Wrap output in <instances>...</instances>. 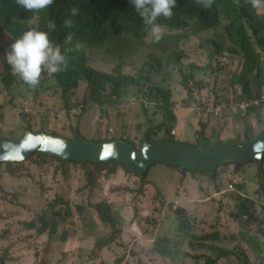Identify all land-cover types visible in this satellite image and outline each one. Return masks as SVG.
I'll return each mask as SVG.
<instances>
[{"label": "rangeland", "instance_id": "374dc122", "mask_svg": "<svg viewBox=\"0 0 264 264\" xmlns=\"http://www.w3.org/2000/svg\"><path fill=\"white\" fill-rule=\"evenodd\" d=\"M247 11L263 61L253 99L234 84L242 55L233 51L225 22L208 28L190 18L185 30L163 26L159 42L150 35L137 42L127 32L101 49L80 39L65 43L79 76L90 67L138 80L120 97L103 95V104L87 102L84 80L65 90L46 71L31 90L15 75L8 89L0 83V140L14 141L29 129L66 139L75 133L95 142L122 139L136 148L147 132L152 142L192 147L202 139L253 140L264 133V49L256 43L264 39V8L249 4ZM42 21L34 16L27 25ZM11 37L0 29V75ZM169 109L174 123L167 121ZM159 164L144 177L123 168L125 181L110 176L120 166L115 162L97 166L36 152L22 163L1 164L3 264H264V156L225 163L214 177ZM171 169L187 179L171 177ZM100 202L112 206L115 225L101 220L94 208ZM243 202L251 218L242 214ZM221 250L229 253L220 257Z\"/></svg>", "mask_w": 264, "mask_h": 264}, {"label": "trees", "instance_id": "16d2710c", "mask_svg": "<svg viewBox=\"0 0 264 264\" xmlns=\"http://www.w3.org/2000/svg\"><path fill=\"white\" fill-rule=\"evenodd\" d=\"M249 4L246 0H238V3L237 0H214L212 6L206 9L198 5L196 0H176V7L173 9L172 18L165 19L161 17L158 23L171 29L185 30L191 26L190 18H196L208 28L225 22L224 33L234 47L233 51L242 55V68L239 74L235 76L234 84L241 86L242 92L249 99H253V84H256L258 89L262 87L261 76L263 73V61L261 54L256 51L252 42V34L250 33L252 26H248L247 18L250 14L247 11V6ZM72 7L79 9L77 16H71L70 9ZM34 16H41L44 18V21L38 23L36 26L27 25V20ZM68 17L73 20L74 26L71 29L62 28L61 24L63 20ZM49 21H55L57 25L56 30L50 33V39L60 45L62 54L68 60V68L66 71L52 75L65 90L76 87L78 81L82 79L87 83L89 92L87 102L103 104V95L111 93L116 97H120L126 93L125 89L127 87L138 82L133 76H124L120 73L99 72L90 67H84L82 76H79L73 66L72 53L68 50L69 48L64 41L65 36L70 31L73 35V40L80 39L88 47L98 49L103 48V45L109 37L127 32L131 33L137 42H142L149 34L146 32L141 18L130 4V0H54V3L50 7L41 12L27 11L17 6L15 0H0V27L7 33L12 34L10 38L12 41L30 28L47 29V23ZM211 43L215 47L216 54L223 52V47L220 43L215 40H212ZM256 43L258 48L264 49V39L257 38ZM175 56L177 55L173 54V57ZM14 80L15 76L12 74L10 66L6 64L3 74L0 75V83L3 89H8ZM20 83L27 90L32 89L21 80ZM166 115L167 121L172 123L176 122V116L170 109L167 110ZM25 133L26 131L23 134ZM22 135L14 141L19 140ZM150 137L147 132L145 140H150ZM164 141L180 144L170 139ZM52 157L59 159L55 156ZM90 163L103 166L110 165L113 162ZM161 164L170 167H179L165 163ZM120 166L123 167L122 165ZM124 169L130 172L126 168ZM259 171L261 173L262 169H259ZM211 176L214 177L215 174ZM94 208L99 213L101 220L115 225L114 212L110 204L100 202ZM240 210L247 218L252 217L244 202L241 204ZM54 230L55 228L52 229V231ZM228 253L225 250H221L220 257Z\"/></svg>", "mask_w": 264, "mask_h": 264}, {"label": "water", "instance_id": "95a60500", "mask_svg": "<svg viewBox=\"0 0 264 264\" xmlns=\"http://www.w3.org/2000/svg\"><path fill=\"white\" fill-rule=\"evenodd\" d=\"M43 138H46L44 142ZM49 139L53 141V147ZM106 146H111L108 154L105 153ZM36 152L79 163L117 162L139 177H144L151 167L159 163L214 175L225 163L260 161L264 156V133L244 142L209 143L202 139L199 147L167 141L152 142L146 139L136 148L122 140L89 141L80 133H75L73 139H66L45 132L27 130L16 142L0 140V165L22 163Z\"/></svg>", "mask_w": 264, "mask_h": 264}, {"label": "clouds", "instance_id": "9594fccd", "mask_svg": "<svg viewBox=\"0 0 264 264\" xmlns=\"http://www.w3.org/2000/svg\"><path fill=\"white\" fill-rule=\"evenodd\" d=\"M213 2L214 0H196L198 5L206 9L210 8ZM246 2L250 3L254 9L264 8V0H246ZM15 3L27 11L41 12L50 7L54 0H15ZM130 4L141 18L152 42H159L163 38L164 29L158 20L161 17L172 18L176 0H130ZM70 14L72 17L77 16L79 9L72 7ZM73 26L74 23L70 17L65 18L61 24V27L66 29H71ZM56 28L55 21H49L47 29L30 28L15 40L10 39L12 41L10 50L6 52L4 59L10 66L12 74L31 88L39 84L42 72L46 71L49 76H52L68 68L67 57L62 54L60 45L50 39V33ZM0 29L3 30L1 27ZM72 39L73 35L69 31L64 41L70 44ZM76 47L79 48V45Z\"/></svg>", "mask_w": 264, "mask_h": 264}, {"label": "crops", "instance_id": "0c3cea01", "mask_svg": "<svg viewBox=\"0 0 264 264\" xmlns=\"http://www.w3.org/2000/svg\"><path fill=\"white\" fill-rule=\"evenodd\" d=\"M231 141H236V140H231ZM236 142H238V141H236ZM159 165H162V164H159ZM109 167H112V165H109ZM173 168H175V167H173ZM106 171H108V170H106ZM108 173H110V172H108ZM169 173H170L171 177H176L177 180H180V181L183 180V182H184L187 179V178L183 177L181 171H179L178 169H171L169 171ZM110 176L112 177L113 180H119V181L127 180L126 173H125L123 167H121V166L116 167L115 171L110 173Z\"/></svg>", "mask_w": 264, "mask_h": 264}, {"label": "bare ground", "instance_id": "6f19581e", "mask_svg": "<svg viewBox=\"0 0 264 264\" xmlns=\"http://www.w3.org/2000/svg\"><path fill=\"white\" fill-rule=\"evenodd\" d=\"M46 140V138H43V142ZM50 140V139H49ZM50 144H51V146L53 147V141L52 140H50ZM26 146V145H25ZM47 145H44V147H46ZM47 149H50V148H47ZM110 150H111V146H106V150H105V153H109L110 152Z\"/></svg>", "mask_w": 264, "mask_h": 264}, {"label": "built area", "instance_id": "2783aa9c", "mask_svg": "<svg viewBox=\"0 0 264 264\" xmlns=\"http://www.w3.org/2000/svg\"><path fill=\"white\" fill-rule=\"evenodd\" d=\"M233 187L232 186H230V189H232Z\"/></svg>", "mask_w": 264, "mask_h": 264}]
</instances>
